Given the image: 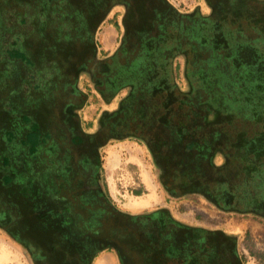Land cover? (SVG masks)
<instances>
[{
    "label": "flooded vegetation",
    "instance_id": "flooded-vegetation-1",
    "mask_svg": "<svg viewBox=\"0 0 264 264\" xmlns=\"http://www.w3.org/2000/svg\"><path fill=\"white\" fill-rule=\"evenodd\" d=\"M203 1L223 31L236 18L264 31V0ZM182 10L170 0H0V228L30 264H92L103 251L121 264H245L225 230L163 207L124 210L104 183L101 150L143 138L173 196L264 216V116L232 114L228 96L209 91L200 64L216 53L198 49L201 16ZM104 24L118 31L112 49L98 38ZM119 95L87 130L91 99Z\"/></svg>",
    "mask_w": 264,
    "mask_h": 264
},
{
    "label": "rangeland",
    "instance_id": "rangeland-1",
    "mask_svg": "<svg viewBox=\"0 0 264 264\" xmlns=\"http://www.w3.org/2000/svg\"><path fill=\"white\" fill-rule=\"evenodd\" d=\"M170 1L182 8V12L192 8L195 16L197 14L201 16L192 19V24L197 27V47L199 50L208 49L216 53L215 58H208L200 64L202 72L210 73L209 91L220 98L222 94L228 96L227 106L232 114L248 117L264 116V50L256 45L258 43L256 38L264 45V31L255 27L245 30L242 25L237 24V18L227 30L223 31L226 24L223 26L220 20H217L214 6L212 8L206 6L203 0ZM218 31H223L222 38L219 36L218 42H214ZM103 33L101 29L98 38L104 47L103 40L108 39V34ZM117 34L118 31L115 30L113 36L115 40ZM190 36L193 38L194 34ZM175 78L178 85L185 84L186 77L181 70L177 71ZM206 84L207 82L204 83ZM204 91L207 92V89L204 88ZM246 95L251 98L246 99ZM121 97L122 95H119L118 100L115 99L112 104L105 103L101 98L96 100L92 98L90 103L93 105L87 108L85 123H93V126H87V130H95L99 124L101 111L107 110L111 113ZM212 112L217 115L224 114L216 106H213ZM220 123L232 125V121ZM253 129V133L249 132L252 138L259 132L253 127L250 131ZM257 138L261 139V137ZM225 158L223 153H218L214 160L222 165L226 162ZM101 161L107 190L122 209L135 212L163 207L186 225L213 228L217 226L235 239L237 251L245 264H264V216L255 212L223 210L202 194L173 196L163 186L161 168L145 139L113 138L101 150ZM235 203H238L237 200ZM196 257H201L200 252ZM0 264H30V257L25 248L2 228H0ZM92 264L121 263L112 251H103Z\"/></svg>",
    "mask_w": 264,
    "mask_h": 264
},
{
    "label": "crops",
    "instance_id": "crops-1",
    "mask_svg": "<svg viewBox=\"0 0 264 264\" xmlns=\"http://www.w3.org/2000/svg\"><path fill=\"white\" fill-rule=\"evenodd\" d=\"M102 30L104 31L103 34H108L107 38L108 39H102L103 40V43H104V48L105 49H111L113 48L114 46V41H115V38L113 37L114 34H115V29L112 25L110 24H104V26L102 27Z\"/></svg>",
    "mask_w": 264,
    "mask_h": 264
},
{
    "label": "trees",
    "instance_id": "trees-1",
    "mask_svg": "<svg viewBox=\"0 0 264 264\" xmlns=\"http://www.w3.org/2000/svg\"><path fill=\"white\" fill-rule=\"evenodd\" d=\"M257 178V180L261 183V182H263V179L261 178V177H256ZM264 183V182H263Z\"/></svg>",
    "mask_w": 264,
    "mask_h": 264
}]
</instances>
